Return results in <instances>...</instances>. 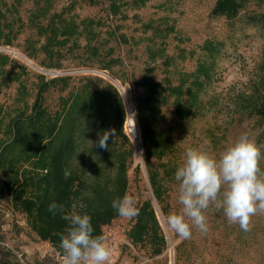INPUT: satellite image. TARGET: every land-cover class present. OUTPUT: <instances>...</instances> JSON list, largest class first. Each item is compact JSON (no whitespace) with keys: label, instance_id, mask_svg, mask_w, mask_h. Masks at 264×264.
I'll use <instances>...</instances> for the list:
<instances>
[{"label":"rangeland","instance_id":"1","mask_svg":"<svg viewBox=\"0 0 264 264\" xmlns=\"http://www.w3.org/2000/svg\"><path fill=\"white\" fill-rule=\"evenodd\" d=\"M216 2L98 0L92 5L87 0H1L0 21L14 22L16 37L12 47L0 45V54L8 55L18 66L27 67L26 83L31 90L37 74L48 80L71 77V87L96 76L113 83L105 74L117 79L121 85L124 83L125 91H119L126 116L128 105L134 110L140 142V150H137L125 122L124 133L134 150L133 161L129 164L127 194L134 198L138 207L151 195V189L133 103L134 96L145 91L137 82L149 75L163 85H177L185 74L194 72L201 61L210 60L204 49L207 41L217 43L219 51L214 60V82L203 93L206 104L203 113L196 118H181L171 97L168 105L161 106V114L151 119L156 129L166 132L172 142L163 161L173 168L174 175L184 162L187 148L201 147L218 158L243 133H248L258 145L264 146V128L242 110V102L262 89L264 29L252 25L250 17L264 13V3L247 0L239 18L229 22L224 17L212 16ZM115 10L116 15L113 14ZM60 13L80 25L82 33L68 43L69 46L76 45L74 52L63 58V68L46 70L40 66L45 60L41 47L46 38L39 31L54 14ZM86 19L96 22L90 28L93 34L81 25ZM90 47L98 48L99 53L93 54ZM15 54L23 55L32 64ZM100 64L108 65L110 69L100 71ZM9 71L10 65L0 68V146L9 140L10 117L19 106L16 103L18 84L11 79ZM59 97L57 88L47 94L49 108H57ZM116 142L115 152L130 147L123 138ZM152 160L156 162L154 157ZM90 164L100 166L96 158ZM108 165L114 174V157H110ZM138 165L141 166L139 175L135 170ZM261 168L264 169V159ZM172 178V213H176L181 210L179 185L175 177ZM205 215L209 226L206 234L193 228L190 239H181L167 227L169 244L160 256H154L147 244H133L128 232L135 217L120 216L104 227L105 240L113 249L112 264H172V260L173 264H264V214L252 218L251 231L248 232L242 231L238 224H230L223 209H217L214 204L209 206ZM0 264H62V256L31 230L26 215L13 206L10 195L0 197Z\"/></svg>","mask_w":264,"mask_h":264},{"label":"trees","instance_id":"2","mask_svg":"<svg viewBox=\"0 0 264 264\" xmlns=\"http://www.w3.org/2000/svg\"><path fill=\"white\" fill-rule=\"evenodd\" d=\"M87 1L92 5L98 2ZM246 3L247 0H217L211 14L232 22L239 18ZM113 7L117 9L116 4ZM113 14L116 15L117 11ZM250 19L252 25L264 29V13ZM13 24L12 21H0L1 46H13L16 37ZM95 24L92 19L81 23L90 34L94 33L90 28ZM40 30L42 33L39 31V34L46 38L41 47L45 60L40 66L46 70L62 69L63 58L74 52L76 45L69 46L68 43L82 33L80 25L60 13L54 14ZM89 49L93 54L99 53L96 47ZM204 49L210 60L201 61L197 69L185 74L177 85H163L145 75L137 82L145 92L133 98L151 195L138 206L140 214L135 217L128 238L135 245L147 244L154 256L162 255L168 248L166 217L173 212L170 184L175 176L173 168L163 161L172 142L166 132L156 129L151 119L161 114V106L168 105L171 97L179 117L191 119L203 113L206 108L203 93L214 82V60L219 51L214 41H207ZM7 65H10L11 79L18 84L16 103L19 106L10 117L9 140L0 146V197L10 195L13 206L26 215L31 230L62 256L56 233L64 232L67 221L60 213L53 215L48 210L49 204H62L65 215L89 214L94 235L104 236V227L120 217L112 209L111 201L128 192L129 164L134 157L131 142L124 133L127 121L125 103L119 89L101 77L88 78L85 83L71 87V77L48 80L37 74L31 90L26 83L27 67L18 66L8 55L0 54V68ZM109 69L110 66L100 64V71ZM261 79L262 89L242 102V110L264 128V72ZM53 88L60 91L55 109L47 104V94ZM105 131L115 133L109 137L108 150L95 147ZM118 138L125 139L130 147L115 152ZM110 157L115 158L114 174L108 165ZM94 158L99 167L90 164ZM135 170L139 175L141 166ZM65 171L70 173L67 179Z\"/></svg>","mask_w":264,"mask_h":264},{"label":"clouds","instance_id":"3","mask_svg":"<svg viewBox=\"0 0 264 264\" xmlns=\"http://www.w3.org/2000/svg\"><path fill=\"white\" fill-rule=\"evenodd\" d=\"M114 131L100 135L95 147L108 150ZM92 145L93 142L88 140ZM261 145L248 133L241 134L219 155L201 147H189L182 165L175 171L179 185L181 210L168 214L166 226L181 239H190L193 228L201 234L209 231L206 210L210 205L223 209L230 224L251 231L252 218L264 214V159ZM65 179L70 175L65 171ZM112 209L121 217L132 219L140 214L129 194L111 201ZM48 210L60 213L67 221L64 232L56 233L62 249V264H112L113 249L103 235H94L92 217L87 214H64V206L52 202Z\"/></svg>","mask_w":264,"mask_h":264},{"label":"built area","instance_id":"4","mask_svg":"<svg viewBox=\"0 0 264 264\" xmlns=\"http://www.w3.org/2000/svg\"><path fill=\"white\" fill-rule=\"evenodd\" d=\"M127 107H128V115H127L128 119L126 121V130H127L128 134H129V136H131V139L133 140V142H135L136 149L140 150V146H139L140 142L138 143L139 138H138V135L135 132V130L137 129L136 123H135V113H134L133 108L130 105H128ZM130 128L133 131H131Z\"/></svg>","mask_w":264,"mask_h":264},{"label":"bare ground","instance_id":"5","mask_svg":"<svg viewBox=\"0 0 264 264\" xmlns=\"http://www.w3.org/2000/svg\"><path fill=\"white\" fill-rule=\"evenodd\" d=\"M15 56L21 58L22 60H24V62L26 61V62L32 64L30 60H28L26 57H24L21 54H15ZM105 76H106V78H108L109 80H111L118 88H121V90H123V92L125 91V88L118 81H116L115 79H113V78H111V77H109L107 75H105ZM131 131H133V130L131 129ZM135 132L138 135L137 129L135 130Z\"/></svg>","mask_w":264,"mask_h":264},{"label":"water","instance_id":"6","mask_svg":"<svg viewBox=\"0 0 264 264\" xmlns=\"http://www.w3.org/2000/svg\"><path fill=\"white\" fill-rule=\"evenodd\" d=\"M115 86H116V85H115ZM116 87H117V86H116ZM117 88H118V87H117ZM118 89L121 91V93H123L122 90H121L120 88H118ZM173 263H174V260H172V264H173Z\"/></svg>","mask_w":264,"mask_h":264}]
</instances>
